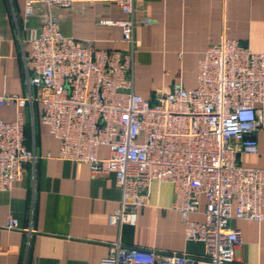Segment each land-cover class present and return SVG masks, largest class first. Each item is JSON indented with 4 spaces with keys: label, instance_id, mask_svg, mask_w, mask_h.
<instances>
[{
    "label": "built area",
    "instance_id": "built-area-1",
    "mask_svg": "<svg viewBox=\"0 0 264 264\" xmlns=\"http://www.w3.org/2000/svg\"><path fill=\"white\" fill-rule=\"evenodd\" d=\"M104 0H23L24 15L37 5L48 13L39 29L21 40L28 44L22 62L25 84L41 103L40 121L58 142L56 157L86 163L93 172H112L120 204L111 225H134L137 209L147 204L152 182H171L172 207L180 214L187 240L204 245V255L162 253L114 242L101 264H230L239 244L231 218L261 222L264 218V168L242 166L241 151L255 154L262 123L264 53L222 36L197 63L196 84L174 86L154 102L133 89L132 0H107L129 17L106 20L118 26L130 48L123 52L93 47L64 35L51 10L92 6ZM32 96L0 93V107L11 105L15 117L0 118V191L12 188L23 167L37 156L25 144L22 108ZM106 154H98L99 147ZM205 200L201 220L199 213ZM0 228H21L8 216Z\"/></svg>",
    "mask_w": 264,
    "mask_h": 264
},
{
    "label": "crops",
    "instance_id": "crops-1",
    "mask_svg": "<svg viewBox=\"0 0 264 264\" xmlns=\"http://www.w3.org/2000/svg\"><path fill=\"white\" fill-rule=\"evenodd\" d=\"M133 89L154 102L174 86L189 89L196 84L197 63L205 49L222 36L238 40L252 52L264 53V0H132ZM61 32L78 41H90L96 49L127 51L118 26L106 20L129 17L111 1L92 6L51 10ZM48 10L37 5L24 15L23 0H0V93L28 97L22 108L25 144L34 150V164L23 167V176L12 188L0 191V221L17 218L21 228H0V264H101L111 245L153 249L162 253L204 255V245L187 240L180 214L172 207L171 182H152L145 206L137 209L134 225L120 228L108 217L120 204V188L114 174L93 172L86 163L56 157L57 140L41 123V103L36 91L28 90L22 62L28 44L21 40L31 29H39ZM262 123L256 132L255 154L239 152L242 166L264 168V102ZM15 109L0 107V118L11 121ZM98 154H106L104 146ZM200 212L190 214L201 220ZM264 216V205L262 207ZM229 226L238 231L239 244L230 264H264V218L261 222L237 218Z\"/></svg>",
    "mask_w": 264,
    "mask_h": 264
}]
</instances>
